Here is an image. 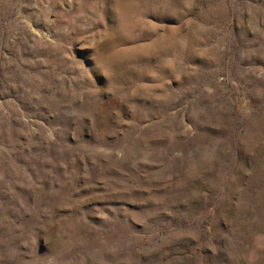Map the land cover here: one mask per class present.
<instances>
[{
	"label": "rangeland",
	"instance_id": "374dc122",
	"mask_svg": "<svg viewBox=\"0 0 264 264\" xmlns=\"http://www.w3.org/2000/svg\"><path fill=\"white\" fill-rule=\"evenodd\" d=\"M0 264H264V0H0Z\"/></svg>",
	"mask_w": 264,
	"mask_h": 264
}]
</instances>
